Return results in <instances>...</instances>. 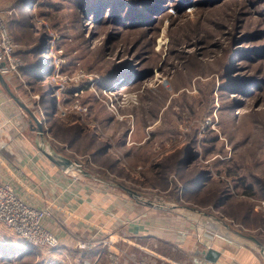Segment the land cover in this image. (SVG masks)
<instances>
[{"label":"rangeland","instance_id":"1","mask_svg":"<svg viewBox=\"0 0 264 264\" xmlns=\"http://www.w3.org/2000/svg\"><path fill=\"white\" fill-rule=\"evenodd\" d=\"M0 9L23 62L3 89L19 111L0 139L4 181L29 203L19 156L40 170L41 149L64 155L79 164L78 187L128 186L149 210L139 231L167 219L180 242V217L196 246L210 229L264 263V0H0ZM180 244L156 248L186 264L201 251ZM119 247L133 253L128 263L148 259ZM66 254L31 248L0 223V264H94Z\"/></svg>","mask_w":264,"mask_h":264},{"label":"crops","instance_id":"2","mask_svg":"<svg viewBox=\"0 0 264 264\" xmlns=\"http://www.w3.org/2000/svg\"><path fill=\"white\" fill-rule=\"evenodd\" d=\"M10 76H4L5 84L0 82V139L5 141L8 135L11 134V126L9 123H6V119L13 117L15 113H18V109H15L13 102L5 94L3 89H6L7 82L9 81ZM15 109V110H14ZM129 132V131H128ZM5 137V138H4ZM28 148L25 146V149ZM27 149L25 150V153ZM26 153V157L21 155L18 160L22 167L20 170L19 186L17 189L20 193L26 198V193L28 191L35 197L28 200L29 203H32L36 206H43L47 201H51V198L55 197L57 194V187L47 185L45 190L42 185L35 183V180L38 177V172L47 171L48 175L52 178L61 177V169L55 163H53L49 158L43 156L34 155L32 161L35 162L36 170L33 167H29L30 158ZM6 160L3 158L0 162V167H4ZM6 165L5 169L8 170ZM4 169V170H5ZM23 171V173H22ZM11 172V171H10ZM25 172L30 173L29 178H25ZM22 173V174H21ZM128 178V177H127ZM126 178V179H127ZM0 179L3 180V176L0 175ZM33 179V180H32ZM130 179V178H129ZM31 180V184L27 181ZM101 183L95 184H84L83 186H77L74 190L75 194H67L56 201L54 207V215L56 219H48V225L50 228L56 231L60 238V245L57 249V252L61 251L62 255L67 252L76 251L79 254V259L81 257H89V260L94 262V264H102L104 261H107L105 256V249L101 246V241L104 238H108L111 242L113 241L118 248L120 245L131 250H135L139 253L140 256L151 255V253H156L159 258H163V264H184L183 260H178L177 262L169 258L168 255H159L157 248L161 245H168L176 249V244L183 249L182 244L185 243V247H189L191 244H188L189 238H187L188 232L184 231L180 217H177L173 222L174 225L177 224L176 230L173 232H179V235L182 238L178 244L176 243L177 239L172 237L170 229L167 225V219L165 222H161L160 230H155L153 224L147 226L144 231H139L137 225L138 215H147L149 212L146 205H138L134 198L131 197V191L128 186L123 184H107L103 179L100 180ZM28 190V191H27ZM151 221V220H150ZM179 225H181L182 230H179ZM190 229V231H192ZM176 234H173V236ZM194 235V234H192ZM191 235V236H192ZM227 234L216 235L211 237L210 235L205 236V241L200 240V244L196 246V239L190 241L195 250L198 253H193L189 257L188 263L191 264L193 259L197 257L205 258L206 253L209 251L207 249V244H211L212 248H215L219 252V256L215 260H207L205 262H210L211 264H264L258 256H256L251 249L244 247L243 245H238L236 239H232L234 236H225ZM237 235H239L237 233ZM236 235V236H237ZM90 239L91 246L87 250H78L76 248L77 241L80 239ZM177 238V237H176ZM235 238V237H234ZM174 240V241H173ZM233 244V245H232ZM119 245V246H118ZM129 247V248H128ZM127 252V251H126ZM133 254L130 251L127 252ZM67 255V254H66ZM128 260V258H126ZM124 262L125 264H132L131 262ZM108 264V262H107ZM162 264V263H161Z\"/></svg>","mask_w":264,"mask_h":264},{"label":"built area","instance_id":"3","mask_svg":"<svg viewBox=\"0 0 264 264\" xmlns=\"http://www.w3.org/2000/svg\"><path fill=\"white\" fill-rule=\"evenodd\" d=\"M18 45L14 42L13 37L6 25L4 12L0 9V73L3 76H10L12 73H17L23 66L22 59L19 58L16 53ZM80 108V106H79ZM85 111V109H84ZM40 122V120H37ZM61 177H65L67 181L62 183L57 178H52V185L57 187V195L51 198V201H47V204L43 206H36L32 203H27L16 191L15 187L8 181L0 179V223L10 229L14 235H17L25 243L34 245L35 247L45 248L47 250H56L60 245V238L56 231L49 227L48 219H56L54 215V207L60 198L62 199L64 193L75 194L74 190L77 188L80 178L78 170H81L79 164L71 160V163L60 168ZM76 191V190H75ZM78 197V195H76ZM146 204H151L147 201ZM160 206V205H159ZM215 232V233H213ZM199 240L216 235H222L218 231H204L203 233H197ZM204 235V236H203ZM227 236V235H225ZM228 237V236H227ZM112 244L108 238H104L101 241V246L105 249L107 255L108 264H125L124 254L121 248ZM116 245V244H115ZM91 246L90 239H80L77 241L76 248L78 250H87ZM207 249L212 248L211 244H207ZM107 250V252H106ZM159 257L156 253L148 255V259H142L135 261L134 264H163L158 261ZM152 259V261H151ZM128 262V261H127ZM186 264V263H184ZM191 264H211L205 262V258L197 257L193 259Z\"/></svg>","mask_w":264,"mask_h":264},{"label":"water","instance_id":"4","mask_svg":"<svg viewBox=\"0 0 264 264\" xmlns=\"http://www.w3.org/2000/svg\"><path fill=\"white\" fill-rule=\"evenodd\" d=\"M0 82L5 84L4 76L0 73ZM37 122V118H35ZM40 126V125H39ZM40 129V128H39ZM41 149V148H40ZM42 153L47 156L53 163H55L60 168H64L71 163V159L60 154L52 153L49 151H45L41 149ZM219 256V252L215 248H210L209 251L206 253L205 258L207 260H215Z\"/></svg>","mask_w":264,"mask_h":264},{"label":"trees","instance_id":"5","mask_svg":"<svg viewBox=\"0 0 264 264\" xmlns=\"http://www.w3.org/2000/svg\"><path fill=\"white\" fill-rule=\"evenodd\" d=\"M25 245H27V246H29V247L31 246V248H32V246L34 247V245H29V244H26V243H25Z\"/></svg>","mask_w":264,"mask_h":264}]
</instances>
